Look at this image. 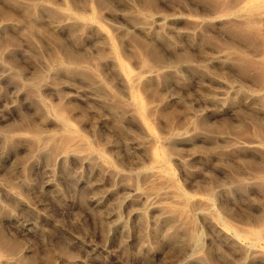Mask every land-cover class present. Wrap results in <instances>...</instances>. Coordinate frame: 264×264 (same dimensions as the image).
Segmentation results:
<instances>
[{"label":"rangeland","instance_id":"374dc122","mask_svg":"<svg viewBox=\"0 0 264 264\" xmlns=\"http://www.w3.org/2000/svg\"><path fill=\"white\" fill-rule=\"evenodd\" d=\"M0 264H264V0H0Z\"/></svg>","mask_w":264,"mask_h":264},{"label":"bare ground","instance_id":"6f19581e","mask_svg":"<svg viewBox=\"0 0 264 264\" xmlns=\"http://www.w3.org/2000/svg\"><path fill=\"white\" fill-rule=\"evenodd\" d=\"M124 67V66H123ZM124 69V68H123ZM125 70V69H124ZM126 71V70H125ZM124 73H126V72H124ZM127 74V73H126ZM125 75V74H124Z\"/></svg>","mask_w":264,"mask_h":264}]
</instances>
